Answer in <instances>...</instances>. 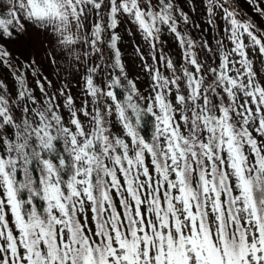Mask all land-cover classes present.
Returning <instances> with one entry per match:
<instances>
[{"label":"snow or ice","instance_id":"6c2138e0","mask_svg":"<svg viewBox=\"0 0 264 264\" xmlns=\"http://www.w3.org/2000/svg\"><path fill=\"white\" fill-rule=\"evenodd\" d=\"M188 2L0 4V264H264V27L199 0L214 44L194 38ZM245 3L264 20V0ZM121 18L147 47L145 90ZM61 72L80 76L79 106Z\"/></svg>","mask_w":264,"mask_h":264},{"label":"rangeland","instance_id":"374dc122","mask_svg":"<svg viewBox=\"0 0 264 264\" xmlns=\"http://www.w3.org/2000/svg\"><path fill=\"white\" fill-rule=\"evenodd\" d=\"M177 4L182 7L185 11H189V2L188 0H176ZM240 7L252 18H254L259 26L264 27V20L255 16L252 13L245 0H237ZM3 3V0H0V4ZM197 3V12L192 14L191 18L195 23L200 24L199 29L192 28L190 30L191 35L194 38L204 36L210 40L214 44V41H211V30L208 28V25L205 23V18L202 15V5H200L199 0H196ZM32 35L34 37L39 36L40 39H46V37L37 33L35 29H30ZM116 34L120 37L119 41L117 42V47L121 52V58L125 64L126 71L130 78H137L138 77V86L141 90H145L149 83V78L147 75L142 71L139 57L136 55L135 48L139 45L145 52L147 51V47L144 42L141 40L140 35L137 33V30L134 25L129 23L126 18H121L117 29L115 30ZM131 32V35H130ZM167 43L164 45V49L167 54L171 55L175 60L179 61L181 56V51L179 46L175 43L173 39L167 37ZM9 47H15V45H9ZM108 54H111L110 50H106ZM40 58L39 55L37 57ZM255 61V67L260 72L264 73V62L256 57H253ZM150 62V61H149ZM43 70L46 75H49L54 82H56L57 87L60 86L61 81L56 80V72L54 71L55 65L50 66L46 61H42ZM82 71V70H81ZM62 77H64V81L68 83V87L70 89L71 95L74 98V101L77 106H79L83 99V92H82V82L80 81L79 75H73L71 77L67 76L65 73H60ZM0 75L4 76L9 84L11 85V77L7 76L6 73L0 72ZM33 87L35 85L33 84ZM37 94H39L37 92Z\"/></svg>","mask_w":264,"mask_h":264},{"label":"trees","instance_id":"16d2710c","mask_svg":"<svg viewBox=\"0 0 264 264\" xmlns=\"http://www.w3.org/2000/svg\"><path fill=\"white\" fill-rule=\"evenodd\" d=\"M197 38H199V37H197ZM145 131H147V132H151V122L146 118L145 119ZM90 213H89V217H90Z\"/></svg>","mask_w":264,"mask_h":264}]
</instances>
